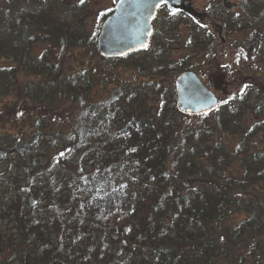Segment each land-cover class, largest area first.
<instances>
[{
    "label": "trees",
    "instance_id": "trees-1",
    "mask_svg": "<svg viewBox=\"0 0 264 264\" xmlns=\"http://www.w3.org/2000/svg\"><path fill=\"white\" fill-rule=\"evenodd\" d=\"M223 1L206 15L253 32L264 63V4L234 14ZM112 10L87 34V0H0V105L19 116L0 128V264H264L262 91L179 111L174 81L208 63L214 34L163 7L144 50L105 58L96 39ZM40 45L84 49L82 67L65 72ZM122 65L134 82L118 80Z\"/></svg>",
    "mask_w": 264,
    "mask_h": 264
},
{
    "label": "rangeland",
    "instance_id": "rangeland-1",
    "mask_svg": "<svg viewBox=\"0 0 264 264\" xmlns=\"http://www.w3.org/2000/svg\"><path fill=\"white\" fill-rule=\"evenodd\" d=\"M207 1L208 0H190V3L194 10H196L198 13H203L204 9H206ZM254 1L257 4H264V0ZM115 2V0H87L88 8L90 10V15L86 16L87 34L92 33L96 29L95 27L99 25V16L114 7ZM239 3L240 0H229L227 5L230 7L231 5H234V8L226 9L233 10L231 13L236 14V5ZM22 9L33 11L34 7L23 6ZM200 21L202 23L209 24L210 32L214 34V39L211 59L206 65L200 66V70L197 71V75L204 84L209 81L211 82V87H209V89L215 96L216 100H218V102L226 100L233 94H236L242 90L246 84L250 83H253L255 86H257L264 95V63L257 59L253 51H249V46L251 44L253 45V41L255 40L253 32H236L232 30L230 33L226 34L224 31L217 28L215 22L208 20L206 17L200 19ZM183 28L184 27H182L181 30H183ZM180 34L181 36H184L182 31H180ZM175 35H177V33H175ZM223 35H226L225 41L220 40ZM35 51L37 54H51L55 58L61 56L62 69L67 73H73L74 71L80 69L84 62L82 54L83 56H86L84 49H72L66 54H58L57 51L49 45L36 46ZM178 53H181V51ZM178 53H174V58L178 57ZM93 62L99 67H104L103 62L97 58ZM4 64V61L0 59V66H3ZM197 65L198 64H194V67ZM129 69L130 68L128 65H122L118 68L119 81L134 82L136 80L135 74ZM2 107L3 106L0 105L1 130L3 123L8 120L10 122L15 115L19 117L18 114H13V111L5 112L2 110ZM30 111L32 114H35V116L42 114L38 109H30ZM54 118L64 122L68 117H65L63 114H58L54 115ZM253 120L254 119L249 120V124L253 122ZM4 130H9V127H6ZM237 142L238 139L235 137L226 139V143L230 146L236 145ZM262 144L264 146V142H262ZM40 157L41 161L43 162V157L41 155ZM240 172L241 171L237 162L234 161L229 167L228 173L232 176H238ZM22 192H25V190L23 189Z\"/></svg>",
    "mask_w": 264,
    "mask_h": 264
},
{
    "label": "water",
    "instance_id": "water-1",
    "mask_svg": "<svg viewBox=\"0 0 264 264\" xmlns=\"http://www.w3.org/2000/svg\"><path fill=\"white\" fill-rule=\"evenodd\" d=\"M116 0L113 10L100 25L96 39L98 54L105 58H120L144 50L152 33V22L161 6L169 13H182L200 20L205 13H198L190 0ZM228 0L224 1L225 8ZM220 28L219 25H217ZM210 84H208V87ZM176 105L183 113H199L212 108L217 100L191 71L178 75L174 81ZM30 205L32 200L29 199Z\"/></svg>",
    "mask_w": 264,
    "mask_h": 264
},
{
    "label": "flooded vegetation",
    "instance_id": "flooded-vegetation-1",
    "mask_svg": "<svg viewBox=\"0 0 264 264\" xmlns=\"http://www.w3.org/2000/svg\"><path fill=\"white\" fill-rule=\"evenodd\" d=\"M222 4H223V6H224V8L226 7V5L224 4V1L222 2ZM228 6V5H227ZM163 7H164V9L166 10V8H165V6H161L158 10H157V14H158V12L160 11V10H162L163 9ZM167 11V10H166ZM231 11H233V10H231ZM203 13H205V14H207L206 13V11H205V9H204V12ZM156 14V15H157ZM180 14H182V13H180ZM183 15V14H182ZM207 18L208 20H210V18L208 17V15H205L204 17L202 16L201 17V19H203V18ZM190 18H192L193 20H195L196 22H198V23H200L201 25H203L207 30H209L210 31V26H209V24L208 23H202L200 20H197V19H195V18H193V17H190ZM153 23V22H152ZM216 25H219V24H217V23H215ZM209 26V27H208ZM220 26V28H218V29H220V30H222V31H224L226 34H227V31L221 26V25H219ZM225 36L226 35H223L221 38H220V40L221 41H225ZM151 37V36H150ZM150 40V39H149ZM196 74V73H195ZM196 76L199 78V80H200V82L202 83V85L203 86H205L206 87V89L207 90H210L209 89V87H211V82L209 81V82H206L205 84L201 81V79H200V77L196 74ZM208 84H210V86L208 87Z\"/></svg>",
    "mask_w": 264,
    "mask_h": 264
},
{
    "label": "snow or ice",
    "instance_id": "snow-or-ice-1",
    "mask_svg": "<svg viewBox=\"0 0 264 264\" xmlns=\"http://www.w3.org/2000/svg\"><path fill=\"white\" fill-rule=\"evenodd\" d=\"M80 3L83 4V3H84V0H80ZM163 3H165V0H160V3L157 4V5H155V6H156V7H159L160 4H163Z\"/></svg>",
    "mask_w": 264,
    "mask_h": 264
}]
</instances>
